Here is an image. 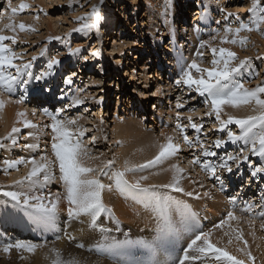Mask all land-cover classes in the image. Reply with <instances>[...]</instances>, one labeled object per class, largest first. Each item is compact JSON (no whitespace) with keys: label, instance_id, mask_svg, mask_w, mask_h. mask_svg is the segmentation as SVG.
Listing matches in <instances>:
<instances>
[{"label":"rangeland","instance_id":"obj_1","mask_svg":"<svg viewBox=\"0 0 264 264\" xmlns=\"http://www.w3.org/2000/svg\"><path fill=\"white\" fill-rule=\"evenodd\" d=\"M151 1L154 2L156 8L158 7L160 8L161 11L163 10L164 18L167 19L168 21L170 20L171 23V29H169L171 31L170 37L167 35V29H165L164 25L162 24L159 18L160 17L159 12L156 11V8L155 11L152 10L151 8H148L151 7V4L144 5L143 4L144 0H104V4L100 6L101 15L103 22L108 24L105 27V24L100 23L99 29L105 28V31L107 30L106 32L108 35H110V38L109 41L107 40V43L104 46H102L101 44L98 46L100 40L99 36H101V33H97V31L94 30V33L89 32V34H87L88 32L80 33L73 31V29L80 26V24L78 23V18L84 17L88 13H90L93 5H99V0H12V5H11L12 8L17 9V14L15 16L11 15V9H9L8 4L6 3L8 2V0H0V29L4 30L0 34L7 36L15 35L17 39L16 44H12L11 41H5V44L8 47L12 48L17 53V55L21 57V59L16 60L15 63L17 65H23V63L24 64L31 63L32 67L30 71L32 72L33 76H36L42 72L47 71V64L52 58H57L61 61L59 65H55L54 68L52 69L54 78L51 75L46 77L45 79L37 81L35 79L29 80L27 76H23L20 79L28 80L27 84L17 83L16 85H14L12 89L11 97H9L8 93L6 92L8 98L9 99L11 98L13 100L18 99L21 96H26L25 103L20 104L19 106H17V104L14 103V105H12L13 107L11 108V112L14 118H18L16 116L17 112H22V111L26 112L28 115L25 118L31 121L33 124H35L36 127L25 128L24 125L22 127L21 126L17 127L20 129V131L17 132L16 134L15 145H13L11 141V139L14 137L12 135V128L9 129L8 133H3L0 135V143L3 141L2 142L3 144L4 143H7V145L11 144L10 146L6 147V149L0 147V198H5L7 200L12 201L10 197L3 195V193L8 192V189L10 188L13 189L23 188L25 190H28L29 192L38 193L40 189L39 187L36 186V183L37 185L40 184L45 188H49V189L51 188L52 192L57 191V193H59L60 195L63 192L62 190L63 181L60 179L58 162H55V160L51 159L53 163L50 164L48 169H46V171L52 170L51 175L53 178H51L52 181L50 182L48 181L45 182V180L42 179L43 178L42 176L39 179H34L33 177L31 181L26 180L25 177L28 176L29 171L23 173L21 171L22 168L21 164L17 166V171L19 172V175L17 177L13 176L15 174L14 169H8L7 173H5L4 171L6 165L3 163V161L8 160V155L9 158L11 159L9 161H15L19 159L31 160L32 158H38L45 154L49 155L50 153L51 154L53 153L52 147L49 148L51 142L53 143V140L51 138L54 135V133L51 130V127L49 126L52 121L50 120L49 117H44L41 119L43 114L40 115V113L44 108H47L50 112L53 113L57 112L60 109H63V111L60 112V115L57 117L58 119L76 120L80 122V124L86 121L87 123H90V125H85L86 127L85 129H87V131H85L84 135L82 137H79V139L82 141L83 144L82 146H84V144H87L86 151L90 149L89 150L90 152L93 151L95 153H93L92 155H87V157L85 156L84 161L88 162L90 160V156L95 159L98 158L100 159V157L105 158L106 160L104 164H101V166L97 165V167L94 168L95 169L94 174L102 184L105 183L104 185L106 186V188L107 186L112 187L113 178L110 176V173L113 171V169H115L118 166L117 162L114 160L117 158L116 150H117L118 140H114L112 138L111 129L114 125L112 124V122L114 119L117 118L118 115L119 118H124V115H126L127 113L131 116L133 115L134 111L129 110L130 105L129 107L127 103H126L127 106L125 105L124 98H127V100L130 97L132 98V100L141 98L142 99L140 102L141 107H145V105L143 104L145 99L148 98V94L146 90L148 87L150 91L149 93L152 94L151 97H153V99L158 98L155 95L157 89V83H158L159 85H163L162 88L163 92L161 91L160 94L161 97H159L160 98L159 106H158L159 109L157 108L158 111H156L153 116L155 119L151 118V114L142 112L141 114H144L143 116L146 117L142 119V122L144 123V120H147L145 122V126L148 127L147 130L152 134L153 140H156L158 141V143L163 144V142L166 143L167 141L166 140L167 135L168 136L171 135V137L174 140L173 143L175 145L178 144V146H180L179 148L180 150L178 151L180 152L183 150V153L177 152L178 154L176 153L173 156V158L169 157L167 159L171 158L172 162L175 165L178 164V166L188 165L187 163H189L192 166L194 165L190 169L191 170L190 174L184 173L185 178H188L190 181L193 180V182L195 183L192 190L194 191V193H192L191 196L188 195L189 196L188 197L185 193L181 192L179 193V196L184 201H186V206L182 207L185 209L184 213L186 212V210L191 211V207L193 206L197 209L193 207V211H191L192 214L191 212L189 214L186 213V215L183 214L182 220L184 221V223L183 221H179L175 219L176 222L175 224L176 225L182 224L184 227L186 223H190V221L192 220V223L197 226V230L194 231L195 234L198 235L201 232L211 233L210 241L213 243L215 247L224 249L228 251L230 255H233L237 259H241V260L244 259L241 258L238 254H235V252H232L233 250L231 245L235 243L238 247L241 246V248H243L245 247L244 242L246 241L247 251L251 252L252 256L254 257V260L253 261L244 260L245 264H264V248L261 249V247L264 246V229H262L261 227L259 228V226H261V223H264V220L260 218L262 215L264 216V180H263L264 172L257 173L255 177L251 175L252 171L256 167H264V157L253 154L251 152V145L250 144L246 145L243 140L237 141V143H232L231 141L228 140V135H227L228 132L231 131L236 135H240V128L238 125L228 124L226 128L221 130V124L218 125L220 122L216 121L215 115L212 116L208 115V113L211 110L209 109L207 110L205 108L206 95L200 96L194 90L195 86H193V88L190 89L186 85H184L183 82H181L179 85L176 84V81L180 78L181 73L188 68V66L192 63L193 60H195L198 63V65L200 64L199 66L201 68L210 69L212 68L211 61L214 58L211 49L216 48L218 52L220 48H225L229 51L234 52L236 56L235 60L230 65V67L237 66L240 61L247 62L245 66L238 73H235L233 75V79L236 80L240 79L241 82H243L244 84L246 83L245 85L251 88L257 85L259 86L260 84L261 87L264 86V22H260L261 18L264 17V0H259V6L255 12L251 11L253 0H151ZM22 3L29 5V7L24 11H20V5ZM210 5L212 6L210 7ZM163 8H168L169 10L166 11ZM221 8H224L226 11L222 12ZM196 12L200 13V16L199 14L196 15V17H199L200 20L198 22L193 23V21H195L193 20L195 18L194 13ZM229 12L232 13L233 15L225 19L227 13ZM44 13H47V15H45ZM256 14H258L257 17ZM37 16H39V19H36ZM235 16H239L240 20L243 21L245 24H248L253 28L258 26L260 29L259 31L241 32L240 35L236 38L247 40V43L243 46H241L239 43L237 44L221 43V38L225 34L224 32L225 27L231 26L235 28L239 26L240 21L235 20ZM149 19H151L150 23H148ZM217 21H219V23H217ZM142 22L144 23L147 22V25L143 26ZM9 23H12L16 26L15 33L7 29L6 26ZM20 24H24L30 28H34L35 31L22 32L19 30L18 27ZM121 30L124 31L125 33L123 32V34L120 36V34L118 33H120ZM49 37H53L51 42H49L48 39ZM55 37H60V39L57 40L55 39ZM229 37L230 39L235 38L232 34H229ZM153 39L156 40L155 43ZM126 40L130 43H140V42L147 43L149 44V47L152 51L155 49L158 56H156L155 53V55L153 54L152 57H147L145 56V54H149L148 52H146V50L148 51L149 48L140 50L135 48L134 46L133 47L131 46L132 48L131 49L129 48L126 51H124V53L120 55V58L118 57V59H115L121 61L120 63L121 66L118 69H116V71L113 72L110 71L111 70L110 68L111 65H110L109 68L107 67V71H105V75H99L95 70L100 65L102 64L105 65V58L107 54H110V52L112 53L113 50H115V48L118 47L117 44H119L120 41H126ZM201 44H204V47H201ZM219 44H221V47ZM77 48L80 49L79 53L75 55L70 54L69 49H77ZM93 51L99 52V56L95 57L98 59H95L92 55H90L91 52ZM178 51H181L180 53L181 57L176 60L174 53ZM198 52L199 53L203 52L202 56H198L197 55ZM172 53L174 54L173 55L174 60H171ZM134 54L141 57L140 62L135 64V67L132 65V63L128 65V61L133 62V60H135V57L131 59V56H133ZM143 54H144V58H143ZM33 56L36 57L34 61L32 60ZM126 56L128 57L125 59ZM84 58L90 59L89 64L84 62L85 61ZM216 58L217 59L219 58L218 55ZM81 62L82 64L84 63L83 66H85V68L87 67V70L84 68L81 69V65H80ZM173 62L176 63L177 68L173 66ZM158 64H160L161 68H163L162 70H159V73H161L160 75L163 76V81L158 79L157 82L155 80L154 83L147 82L148 79H151V76L149 74L150 71L151 70L154 71L155 68L157 69ZM128 67H129V71L132 69L129 73L125 72L126 69H128ZM145 67H146V73L143 72ZM120 70H123L122 72L123 79L125 78L127 80L126 81L127 83L125 82V80H122L121 83L115 82V88H114L113 82L115 81V79L118 78V75L120 74L119 72ZM10 71L13 74H15V69L14 70L11 69ZM192 72L194 78L198 77L199 74L196 73L194 69ZM125 73L126 75H124ZM143 73L145 74L144 79H142L141 76ZM114 74L116 76H114ZM238 74H240V76H238ZM68 76L72 79V84L66 83L65 85L64 82L69 78ZM95 76H97L96 77L97 79L101 80V83L106 84L104 85V87H101V90L105 88L104 89L105 94L107 95V96L105 95V97H107V99L102 100L101 108L99 109H96L97 106L90 107V104L84 106V104L92 101V97L94 98L95 91L99 90L97 89L96 85L94 86L95 83H93V85L89 84L90 80H93V77ZM234 76L236 78H234ZM106 77H108V83L110 82L108 86H107L108 83H106L107 81ZM138 77L139 80H136L138 79ZM133 79H134L133 84L132 83L128 84L130 80ZM118 84L119 87L122 84L124 85L121 88V92H124L123 97H120L121 93L119 94L120 91L118 89L119 88ZM37 92L41 96L36 97V95L38 94L34 96V93ZM48 92H51L52 96H49ZM75 92L77 93V95ZM112 93H114V95H112ZM141 93H144V95L140 96ZM110 94L112 100H109ZM101 97L104 96L101 95ZM114 97L115 99H117L116 101ZM50 98L53 99H51V101H47ZM77 99L80 101L82 100L83 103L75 104L74 101ZM83 99L85 102L83 101ZM120 99H122L121 102L123 105L122 109L119 110V112H117L116 109H114V111L110 112V114L104 115V113L102 112L103 111L102 108L105 107L104 109H106L107 104H104L105 101H107V103L111 105L113 103L116 104V102L119 103L118 100ZM191 99L194 102H192ZM35 101H37V103H35ZM115 104L112 106V109L115 106ZM177 104H182L183 107L178 108ZM75 105L78 107L77 108L73 107ZM31 107L34 108L39 114L33 115V111ZM125 108H126V112H124ZM207 108H210V106L207 105ZM159 112L161 113L160 117L157 115ZM163 112L165 115L163 114ZM158 117L161 118L159 119V121H158ZM199 118H201L202 120H200ZM242 118L243 117H237V119H242ZM227 119L228 116L223 115V113H221V120H227ZM243 119H245V117ZM125 121L126 120L122 119L123 122L122 124H127ZM192 121L193 123L201 126L199 133L196 132L193 128H191L192 127L191 125L193 124ZM176 124H179L181 126L183 132L176 129L177 128ZM132 125L136 126L135 124ZM145 126H143L144 129H146ZM75 128L76 127L73 126L74 132H75ZM79 128L84 129L83 127L80 126ZM164 128H165L164 133L166 137L162 139L160 138L161 137L159 135L160 131L158 133V129L161 130ZM258 128L259 127L254 128L253 131L257 130ZM31 129L34 133H36L35 136L38 135L37 136L38 140L40 139L41 142L45 144L37 143L36 144L37 147L35 148H27L23 146L25 144L26 145L31 144L28 142L29 139L28 131L29 130L31 131ZM172 130L174 134L171 132ZM184 135H187L189 140L192 142L191 147H189V145L184 142L183 139ZM197 139H199V143H197ZM217 139L225 141L224 143L225 146L222 145L224 147V151L221 149L222 146L219 148L215 146V141ZM257 147H259V145H257ZM6 150H9L8 154ZM206 150L215 152L216 155L205 156L203 153ZM201 155H203V157ZM229 155H236L241 157V160L237 161L238 163L231 161L229 162L230 164H232L231 173H228L227 171L224 170H217L215 175H211L210 173L204 171L201 167L202 164H205L207 162L213 165L218 164L221 162V158ZM244 156L248 157L247 161L243 160ZM193 160H199L200 163L193 164L192 163ZM108 161H113L112 163L113 165L111 164L108 167L111 168L112 170L106 172V170L104 171L103 167H105ZM237 164L239 165V167H237ZM105 173H107V175H105ZM107 178L108 180H106ZM17 181H23V183H17ZM34 181L35 182L38 181V182L34 184ZM43 181L45 183H42ZM33 184L34 186L32 187ZM201 186L203 188H201ZM25 187H27L28 189ZM221 187H223V191H221ZM201 189H205V190H201ZM45 190L46 189H41V193L45 192ZM208 190L213 194L210 197L211 199L210 198H208L209 200H207V198H205L204 200L201 199L200 196L206 194L205 192H208ZM259 192H261L262 194L260 195ZM214 194L221 196L222 200L224 201L219 200L222 203L220 202L218 206H216L218 208L219 213L216 216L214 215L209 216L210 214L206 212L207 208L204 206L203 208L201 207L203 204L207 205L211 203L210 201H213ZM231 197H235V203L230 202ZM189 200L191 201L193 206H190L192 204L189 203L190 202ZM13 203L15 204L17 209H19L22 213L30 214L31 218H33L34 216L36 217L38 215L33 213L31 209L24 208L22 205H17L16 202L14 201ZM188 203L190 208L187 207ZM249 205L253 206L251 207V210L253 212H251L250 209L247 211L245 210L248 208ZM230 211L234 212L236 217L239 219L235 221L234 220L229 221V223L223 224L219 228L215 227L217 224H220L222 220L227 218V214ZM211 212H213V210ZM61 217L63 219L72 218L70 216H61ZM169 217L174 222V219H172L173 218L172 215H169ZM20 218H22L21 220L23 221V224L27 228L26 238H21L23 241L25 240L31 241L30 239L27 240V237L30 238L32 237L33 239L34 237L33 235H36L38 236V238L40 236V238L42 239V240L41 239L36 240L37 242L43 241L44 244L48 243L47 246L45 244V246L47 247V248L45 247L46 249L42 248L43 250L49 252L48 254L47 252H45L46 257H49V259L45 257L46 259L44 260L45 264H53V261L56 259V256L54 257L55 254L53 255V253H60V256H62L60 258L61 259L64 258L62 260L63 261L65 260V262L73 260L74 258L71 259L70 255L67 254L69 252V249H71L73 244L77 243L78 241H83L85 238H89V242L91 243L92 246L95 247L94 249L97 251V254H92V253L91 254L94 255V260L95 261L97 260L99 264L101 263L98 260H100L102 263L103 261L105 262L107 261L106 263L103 264H107V263L111 264V262H114V264L117 263L126 264L125 262L127 259H129L130 264H145L147 259L145 258L138 259L141 256L139 254L140 245L143 243H149L153 237L158 238V236L160 237V235H161V240H163V226H161V224H158L159 226H161V233L159 234L155 233L152 235L151 238H148V235L147 237H143V234L145 233L143 232V229H140L141 231L140 230L137 231L133 229L131 226H128L129 224L122 225L121 219L116 220L117 221L116 227L114 225L113 229L109 228V230H111L113 234L111 232L104 234L99 233V227H96V225L93 228H90L88 225H84L81 228H78V226L76 227L71 225L66 226L64 224L61 226V223L58 221L56 222V229L58 233H60L59 236L61 235L60 237H62V235L65 233L66 236L64 234L63 237L65 236L67 239L71 237L72 238L70 240H67L66 238L62 239L60 237L57 238L61 240L60 242L61 246L59 245L60 243H57V247H56L55 246L56 238L51 239L50 236L52 235L50 234H53L54 237L57 236L54 235V232H51L48 229V227H47V233H45L46 229L44 228L45 227L44 223L35 224L34 222H32V220L27 221V218L24 215L20 216ZM253 220L254 223H250ZM67 227L69 228L67 229ZM158 229L160 230V227ZM41 232H43V234ZM177 232H182V231H177ZM238 232L242 234V239H240L239 241L236 238ZM127 233L129 234L132 233V236L128 237ZM225 233H228V235H225ZM219 234L220 236H218ZM217 237L219 239H217ZM75 238H78V240L77 239L73 240ZM81 238L83 240H81ZM147 240L149 241L146 242ZM229 240H231V243H229ZM49 241L51 242V244ZM65 241L67 242V245L66 243L64 244ZM256 241L258 242V244H256ZM202 243H203L202 241L199 242V244ZM62 244L65 245L63 246L66 247L65 248L66 250L64 249V247L62 248ZM50 245L51 246L54 245L55 247L54 246L51 247ZM59 246L61 247L60 250H59L60 248ZM53 248L55 250H53ZM42 249L40 248L39 250ZM101 249L102 252L111 253L114 254L115 256H121V258H117L118 260L114 259L115 261H113V259L105 260L103 256H100L103 254L101 252ZM98 251H100L101 254L100 252L98 254ZM42 253L43 252H39L38 250H35V252L33 253H29L24 250H20V251H17L16 249L11 250L10 253H7L6 256L0 255V264H41ZM65 255L66 257L69 256L68 257L69 259L68 258L66 259ZM97 256L99 258H102V260L99 259ZM209 256H212L211 258L214 260L213 258L214 254L210 253L206 257ZM6 257L8 259H5ZM176 259L177 258H174L176 264H180L181 261L184 262V260L179 259V261H176ZM174 261L172 260L171 263L174 264ZM77 262L80 264L82 261H77ZM161 264H163V262ZM187 264H194V263L190 262Z\"/></svg>","mask_w":264,"mask_h":264},{"label":"bare ground","instance_id":"obj_2","mask_svg":"<svg viewBox=\"0 0 264 264\" xmlns=\"http://www.w3.org/2000/svg\"><path fill=\"white\" fill-rule=\"evenodd\" d=\"M8 4V2H6ZM143 4H151V7H148V8H151L152 10L155 11V8L156 6L154 5V2L151 1V0H144ZM212 5H210L211 7ZM216 8V6H215ZM165 9L166 11H168L169 9L168 8H163ZM156 11L159 12L160 14V20L162 22V24L164 25L165 29H167V35L170 37L171 35V31L169 29H171V23H170V20L168 21L167 19L164 18V15H163V10L161 11L160 8H156ZM187 11V10H186ZM199 14L200 16V13L199 12H196L194 13V19L195 21H193V23L195 22H198L200 20L199 17H196V15ZM258 14H256V17H257ZM154 16V15H153ZM150 18V17H149ZM104 19V18H103ZM176 20V19H175ZM109 21V20H108ZM151 19L148 20V23H150ZM102 24H105V27L107 26L106 23L103 22V20L100 22ZM142 25L143 26H146L147 25V22L144 23L142 22ZM94 30L95 29H92L91 31L89 32H93L94 33ZM100 32L98 33H101V36H99L100 40H99V44L98 46L101 44L102 46H104L106 43H107V40L109 41V38H110V35L107 34V30L105 31V28H101L99 29ZM89 32L87 34H89ZM124 31H120V36L123 34ZM125 33V32H124ZM158 34V33H157ZM117 35V34H116ZM87 36V35H86ZM85 36V37H86ZM159 36V35H158ZM84 37V38H85ZM172 37V36H171ZM229 37V36H228ZM87 38V37H86ZM122 38V37H121ZM152 38V37H150ZM173 38V37H172ZM222 38H224V35L222 36ZM221 38V39H222ZM236 38V37H235ZM230 39V37H229ZM237 40H240L238 38H236ZM143 40V39H142ZM111 41V40H110ZM144 41V40H143ZM154 43L156 42V40H154ZM153 43V44H154ZM206 43V42H204ZM118 47L115 48V50H113V52L110 54H107L106 58H105V65H100L95 71L99 74V75H105V71H107V67L111 68L110 71H116V69H118L121 65V61L120 60H115V59H118V57L120 58V55H122L124 53V51H126L127 49H131L133 46L137 49H140V50H143V49H148V51L146 50V52H148L149 54H145V56L147 57H152V55L156 53L155 49L152 51L149 47V44L147 43H130L128 42L127 40L126 41H120L119 44H117ZM148 45V46H147ZM220 47H221V44H219ZM109 46V44H108ZM132 46V47H131ZM146 46V47H145ZM154 46V45H153ZM94 52V51H93ZM204 52V51H203ZM202 52V53H203ZM92 53V52H91ZM144 53V51H143ZM180 53L181 51H178V52H175V59L177 60L178 58H180ZM90 54V52H89ZM172 53L171 55V60H174V55ZM91 55V54H90ZM89 55V56H90ZM139 55V53H138ZM151 55V56H150ZM77 56V55H76ZM156 56H158V54L156 53ZM80 57V56H79ZM135 57V60L132 61H128V65H130L132 63V65L135 67V64L139 63L140 60H141V57L137 56L136 54H134L133 56H131V59ZM75 58V57H73ZM91 58V57H90ZM95 58V57H94ZM143 58H144V54H143ZM57 59V58H56ZM95 59H98V58H95ZM50 60V59H49ZM74 60V59H73ZM84 62L88 63L89 64V58H84ZM46 62V61H44ZM160 62V61H159ZM24 64V63H23ZM84 64V63H83ZM82 62L80 63L81 65V69H86L87 70V67L85 68V66H83ZM108 64V65H107ZM198 64V63H197ZM46 65V64H45ZM163 65V64H162ZM200 65V64H199ZM173 66L175 68H177V65L176 63L173 62ZM163 68H161V65L158 64V68L157 70H162ZM14 70V69H13ZM132 70V69H131ZM130 70V71H131ZM143 70V69H142ZM129 71V67L128 69H126L125 72H130ZM193 71V70H192ZM120 74L118 75V78L115 79V81L113 82L114 83V88H115V82H119L121 83L122 80H125V82L127 81L125 78L123 79V70H120L119 71ZM133 72V71H132ZM143 72L146 73V67L144 68ZM83 73V72H81ZM109 73V71H108ZM137 74V73H136ZM161 74V73H160ZM126 75V73L124 74ZM129 75V74H128ZM54 76V74H52V77ZM114 76H116L114 74ZM142 79H144L145 77V74L143 73L142 75ZM238 76H240V74H238ZM69 77V76H68ZM97 76L93 77V80H90V83L91 85L94 84V86L96 85L97 86V91H95V95H94V98L92 97V101L91 102H88L85 105H89L90 104V107H94V106H97L96 109H99L101 108V102L102 100H105L107 99V97H105V88L103 90H101V87H104V85H106L105 83H101V80L97 79L96 78ZM54 78V77H53ZM158 79H160L161 81H163V76L161 77H157ZM234 78H236L234 76ZM141 79V77H140ZM156 79V82L157 80ZM136 80H139V77L138 79ZM236 80V79H234ZM112 81V80H111ZM236 81H240V79H237ZM35 82V81H34ZM134 82V79L133 80H130V83L133 84ZM65 83V82H64ZM127 83V82H126ZM110 84V82L107 84V86ZM246 84V83H245ZM244 84V87L246 89H256L257 87H261L260 85L258 86H255L253 88L247 86ZM66 85V83H65ZM25 86V85H24ZM28 86V85H27ZM122 86H124L123 84L120 85L119 87V84H118V89H119V94L121 93V96L120 97H123V93L124 92H121V88ZM128 86V85H127ZM26 87V86H25ZM89 87V86H88ZM264 87V86H262ZM131 88V87H130ZM162 88H163V85H159L157 83V89H156V97H161V91H162ZM35 89V88H34ZM81 89V88H80ZM79 89V90H80ZM143 89V88H142ZM96 90V89H95ZM83 91V90H82ZM81 91V92H82ZM85 91V90H84ZM115 91V90H114ZM113 91V92H114ZM194 91V90H193ZM35 92V91H34ZM90 92V91H89ZM145 92V91H143ZM163 92V91H162ZM76 93V92H75ZM91 93V92H90ZM31 94V93H30ZM38 94L37 93H34V96ZM79 94V93H78ZM118 94V95H119ZM48 95L49 96H52V93L51 92H48ZM77 95V93H76ZM75 95V96H76ZM101 95H103L104 97H101ZM112 95H114V93H112ZM144 93H141L140 96H143ZM41 95H36V97H39ZM92 96V95H91ZM107 96V95H106ZM179 96V94H178ZM79 97V96H78ZM100 97V99H99ZM4 100H8V96L6 95V92L4 93V95L2 97H0ZM83 98V97H82ZM261 98L264 99V94H261ZM51 99L53 98H50L49 100L47 101H51ZM91 99V98H90ZM115 99V97H114ZM123 99V98H122ZM122 99L118 100L119 103L116 102L111 104L112 106L115 104L116 107L114 106L113 109H116L117 112H119V110L122 109L123 105H122ZM192 99H195V98H192ZM191 99V101H192ZM201 99V98H200ZM125 100V105L127 103L128 107L130 105V109L129 110H133L134 113L133 115H129L128 113L126 115H124V118H119V115L117 116V120L114 119L112 124L113 127L111 129V135H112V138L114 140H118V144H117V150H116V154H117V158L114 159L118 166L113 169V171L110 173V176L113 178L112 179V187H111V191L108 190V188H106L105 190L102 191V201H103V204L105 205V207L107 209H111V212H103L99 215V217L97 218L96 220V227H99V233H108V232H111V230H109V228L113 229L114 228V225L116 227L117 225V221L116 220H119L121 219L122 220V225H125V224H129L128 226H131L133 229L135 230H140V229H143V232H145L143 234V237H147L148 235V238H151L153 234L155 233H161V226H163V240H161V235L160 237L158 236V238H155L153 237L151 239V241L149 243H143L140 245V251H139V254L141 255L138 259H147L146 260V263L145 264H161L163 262V264H172L171 261L173 260L174 261V258H177L176 261H179L180 260H184V256L185 254L187 253V255L189 256V259L188 260H184V264H187V263H194V264H221V262H216L215 260H213L211 257L212 256H209V257H206V256H199V254L197 252H195L194 250L193 251H189L188 249V245L191 243V241L195 238V236L197 234H195L194 231L197 230V226L195 224L192 223V220L190 221V223H186V225L183 227V225L181 224H178L176 225L175 223V219L179 220V221H183V214L186 215V213H190L191 211H193V204L191 203V201L189 203H191L192 205L190 206H193L191 207V211H187L184 213L185 209L182 208V207H185L186 206V201H184L182 198H180L179 196V193L181 192H175L173 191L171 188H167V187H164V185H167V184H171L174 182V177L176 179L179 180V184L178 186L181 187L183 189L184 192L182 193H185L187 195V193H194L193 190V187L195 185V183L193 182V180H189L188 178H185L184 177V173H189L190 174V169L191 167H193L192 165H190L189 163H187L188 165H183V166H179L180 169H182V172L180 173H177L174 169H173V165H175L171 158H173V156L170 158V159H162L158 164H155V165H149L148 167H145V168H141L140 166L141 165H148V162L149 161H152L155 159V157L158 155L159 153V145L160 143H158V141L156 140H153L152 139V134L147 130V126H145V122L147 120H144V123L142 122V119L145 117L143 116L144 114H141L143 112V110L141 109V98H138L136 100H132V98L130 97L128 100L127 98H124ZM82 101V100H81ZM84 101V99H83ZM161 101V100H160ZM187 101V100H186ZM39 102V100H38ZM85 102V101H84ZM194 102V101H192ZM204 102V101H203ZM35 103H37V101H35ZM83 103V102H82ZM188 103V102H187ZM189 103H190V100H189ZM186 104V103H185ZM12 105H14V103H8L6 104L4 110L2 113H0V135L3 134V133H8L9 129L13 128V127H19V126H23V123H17L16 121L18 120V118H14L13 115H12V112H11V108L13 107ZM126 105V106H127ZM19 106V105H17ZM82 106V105H81ZM22 107V106H20ZM19 107V108H20ZM73 107H78V106H73ZM255 104L254 102L248 106H244V107H240V108H231V107H228V106H223L222 107V110H221V113H223V115H226L228 116V118L231 116L233 117H245L247 118L248 116H252V115H258L259 112L258 110L257 111H254L253 109L255 108ZM26 108V107H25ZM32 108V107H31ZM105 108V107H104ZM112 109V107H110ZM127 108V107H126ZM126 108L124 109L126 112ZM207 110H211L210 108H207V104H206V107H205ZM17 109V108H16ZM30 109V108H29ZM34 108H32V111H33ZM87 109V108H86ZM24 110V109H23ZM105 110V109H104ZM155 110H157V107L155 108ZM179 110V109H178ZM28 111V110H27ZM87 111V110H85ZM84 111V112H85ZM101 111V110H100ZM168 111V110H167ZM177 111V109H176ZM191 111V110H190ZM14 112V111H13ZM24 112V111H22ZM104 113V111H102ZM111 112V110H110ZM109 112V114H110ZM156 112V111H155ZM15 113V112H14ZM31 113V112H30ZM100 113V112H99ZM98 113V115H99ZM173 113V112H172ZM171 113V114H172ZM176 113V112H175ZM174 113V114H175ZM36 114L38 115L39 113L36 111ZM35 114V115H36ZM42 114V112L40 113V115ZM83 114V113H82ZM101 114V113H100ZM164 114V112H163ZM178 114V113H177ZM28 115V114H27ZM69 115V114H68ZM159 117L161 116V113L159 112L157 114ZM165 115V114H164ZM215 115V114H213ZM80 116V115H79ZM82 116V115H81ZM205 116V115H204ZM212 116V115H211ZM44 117H47L45 115H43L41 117L44 118ZM102 117H103V114H102ZM122 117V116H121ZM158 117V121L159 118ZM188 117V116H186ZM194 117V116H193ZM225 117V116H224ZM146 118V117H145ZM154 118V117H153ZM204 118V117H203ZM206 118V117H205ZM215 118V117H214ZM223 118V117H222ZM242 118V119H243ZM86 119V118H85ZM84 119V120H85ZM122 119L126 120L125 122L127 124H122ZM155 119V118H154ZM184 119V117H183ZM200 120H202L201 118H199ZM208 119V118H207ZM34 120V119H33ZM40 120V119H39ZM87 120V119H86ZM85 120V121H86ZM150 120V119H149ZM186 120V119H185ZM206 120V119H205ZM210 120V119H209ZM89 121V120H88ZM137 121V122H135ZM153 121V119H152ZM161 121V120H160ZM175 121V120H174ZM217 121V120H216ZM215 121V122H216ZM214 122V124H215ZM218 122V121H217ZM138 123V124H137ZM191 123V122H190ZM193 123V121H192ZM132 124H135L136 126L132 125ZM157 124V123H156ZM203 124V123H202ZM85 125H90V123H87L86 122H83L80 124V122L77 121L75 127L79 128L80 127H83L84 129L86 128ZM92 125V124H91ZM177 125V124H176ZM207 125V124H205ZM220 125V123L218 124ZM217 125V126H218ZM146 127V129H144V127ZM175 127V126H174ZM191 127V126H190ZM160 128V127H159ZM171 128V127H170ZM192 128V127H191ZM226 128V127H225ZM177 129V128H176ZM163 130V131H162ZM217 130V128H216ZM239 130V128H238ZM160 131V138H165V128L164 129H158V133ZM177 131V130H176ZM209 131V130H208ZM215 131V130H214ZM221 131V130H220ZM219 131V132H220ZM260 131V128H258L257 130H255L254 132H259ZM173 133V130L171 131ZM185 132V131H184ZM29 133V139H28V142L31 143L32 145H36L37 143H42V144H45L43 142H41V140L37 138V136H35L36 133H34L31 129V131L29 130L28 131ZM87 133V132H86ZM167 133V132H166ZM178 133V132H177ZM176 133V134H177ZM190 133V132H189ZM199 133V132H198ZM205 133V132H204ZM16 133H12V135L14 136V138L16 137ZM163 134V135H162ZM174 134V133H173ZM187 134V133H186ZM213 134V133H212ZM110 135V136H111ZM170 135V134H169ZM210 135V134H209ZM171 136V135H170ZM175 136V135H174ZM168 137V135H167ZM166 137V138H167ZM52 139V138H51ZM110 139V138H109ZM112 139V140H113ZM12 141V139H11ZM164 141V140H163ZM174 141V140H173ZM178 141V139H177ZM3 142V141H2ZM0 143V147L2 148H5L10 146L11 144H8L7 143ZM115 142V141H114ZM167 142V141H166ZM164 143V142H163ZM177 143V142H176ZM214 143V141H213ZM237 143V142H236ZM24 144V143H23ZM227 144V143H226ZM26 145V144H25ZM83 145V144H82ZM178 145V144H177ZM224 145V144H223ZM24 146V145H23ZM43 146V145H42ZM225 146V145H224ZM52 147V142L50 144V147ZM86 147H87V144H84V146H82L83 150L85 151L86 153V157L87 155H92L93 153L95 152H90L88 149L86 151ZM209 147V146H208ZM35 148V147H34ZM178 148H180V146H178ZM47 149V148H46ZM185 149V147H184ZM223 151H224V147L222 146L221 148ZM220 149V150H221ZM48 150V149H47ZM180 150V149H179ZM191 150V149H190ZM44 151V150H43ZM49 151V150H48ZM188 151V150H187ZM7 154L9 153V150H6ZM53 152V151H52ZM179 152V151H178ZM183 153V150L180 151L179 153ZM48 153V152H47ZM51 154V153H50ZM48 155V154H45L43 156H47L48 160L51 161L52 160H55V157H54V154L52 153V157L51 155ZM178 154V153H177ZM200 154V153H199ZM204 154V153H203ZM105 155V154H104ZM203 157V155H201ZM200 156V157H201ZM109 157V156H108ZM107 157V158H108ZM89 158V157H88ZM32 159H35L38 163H40V157L38 158H32ZM99 159V158H98ZM95 159L93 157L90 156V160H86L88 162H85V165L88 166V167H91V168H95L97 167V165H100L101 164H104L105 163V158L103 157H100V159ZM103 159V160H101ZM8 160H11L9 158V155H8ZM29 159L25 160V161H28ZM125 161H128V165L129 167H131L133 170L132 171H127L125 169ZM109 162V161H108ZM184 162V161H183ZM208 163V162H207ZM238 163V162H237ZM202 164V163H201ZM22 165V168H21V171L23 173H26V172H30V170L32 169V165L31 164H28L27 166H25L24 164H21ZM113 165V164H112ZM178 165V164H177ZM103 167V166H102ZM109 166H105L103 167L104 168V171L106 170L107 171H110L112 170L111 168H108ZM53 169V168H52ZM15 170V174L13 176L17 177L19 175V172L17 171V168L14 169ZM98 170V169H97ZM123 171L125 173L123 179L127 182V185L129 186V188L131 189L130 191H125L124 193L120 192L119 190H117L116 186H115V177H114V173L116 172H121ZM47 172H49L51 174L52 170L49 171L47 170ZM59 173V172H57ZM44 172L40 173L39 176H36L34 177V179H39L41 176L43 177L42 179L44 180ZM12 176V178H13ZM57 176V175H56ZM61 176V174H60ZM141 176H146L148 177L147 180H141L140 181V188H135L133 187L136 183L137 180H140V177ZM195 177V176H194ZM197 177V176H196ZM88 179H97L96 178V175L94 173L92 174H89L88 177H86ZM200 178V177H199ZM261 178V177H260ZM33 179V178H32ZM108 180V178L106 179ZM252 180V178H251ZM264 180V178H263ZM40 181V180H39ZM52 181V179H50L48 182ZM38 182V181H36ZM34 181V184L36 183ZM196 182V181H195ZM28 183V182H27ZM42 183H45L44 181ZM107 183V182H106ZM193 183V184H192ZM32 184V182H31ZM34 184L32 185V187L34 186ZM105 184V183H104ZM49 185V184H48ZM216 185V184H215ZM26 186V185H25ZM31 186V185H30ZM36 186L39 187V192L38 193H34V192H29L28 190H25L23 188H20V189H13V188H10L8 189V192H19V193H22L24 195H27L29 197H33V196H39V197H42L43 198V203L48 205L49 207H51V203L50 201H55L57 199V197H59V200H60V203L58 205V209L57 211L55 212L54 214V218L51 219V220H45V219H38L37 216L31 218L30 217V214H26V213H22L19 209H17V207L15 206V204L13 203V200H7L5 198H0V249H2V247L6 244V243H14L15 241L17 240H22L21 238H26L27 236V228L25 227V225L23 224V221L21 220L22 218H20V216L24 215L26 218H27V221L28 220H32V222H34L35 224H41V223H44L45 224V233H47V227L48 229L51 231V232H54V235H56L57 237H54L53 234H50L52 236H50L51 239L53 238H56L55 242V246L57 247V243H60L61 240L60 239H57L59 238V234L57 229H56V222H60L61 223V226L64 224L66 226L68 225H71V226H78V228H81L82 226L84 225H88L90 228H93L94 226L92 225V219L90 216L88 215H82V216H79V217H72L70 219H63L61 216H69L68 215V204L66 202V200L64 199L65 195H66V192H65V186H64V183H63V194L61 193V196L59 193H57V191H53L52 192V189L50 188H45L43 187L42 185H37L36 183ZM27 188V187H25ZM36 188V187H35ZM201 188H203L201 186ZM28 189V188H27ZM34 189V188H33ZM32 189V190H33ZM41 189H46L45 192H42L41 193ZM137 189V190H136ZM141 189H147L148 190V193L147 194H144V193H141ZM209 189V188H208ZM38 190V189H37ZM201 190H205V189H201ZM209 192V190H208ZM205 192L206 194H203V196H200L201 199H205L207 198V200H209L208 198L211 197L212 192ZM135 194V195H134ZM259 194L261 195L262 193L259 192ZM185 195V196H186ZM205 195V196H204ZM217 194H214V198H213V201H210L211 203L209 204H203L201 208L206 207L207 210L206 212L209 213L208 215L209 216H216L219 212H218V208L216 206H218V204L221 202L219 200H222V197L217 195ZM156 196H159L161 197V200H162V203L160 205H157L156 202H155V199L154 197ZM188 196V195H187ZM112 197V198H111ZM168 198V202H167V205H165L163 203V198ZM184 197V196H183ZM189 197V196H188ZM221 197V199H220ZM225 198V197H224ZM187 199V198H186ZM211 199V198H210ZM188 200V199H187ZM113 201V202H112ZM224 201V200H222ZM15 202V201H14ZM32 203H35V201H32ZM189 203L187 204L189 207ZM216 203V204H215ZM222 203V202H221ZM223 205V204H222ZM254 205V204H253ZM256 205V204H255ZM190 208V207H189ZM195 208V207H194ZM197 209V208H195ZM189 210V209H188ZM213 210V212H211ZM250 211L253 212L250 208ZM255 212V210H254ZM62 213V214H61ZM260 213V212H259ZM192 214V212H191ZM194 214V213H193ZM169 215H172V219H174V222L170 219ZM254 215V214H253ZM256 216V215H255ZM254 216V217H255ZM263 216V215H262ZM253 217V218H254ZM220 219V218H219ZM239 219V218H238ZM51 221V222H49ZM235 221V220H234ZM240 221V220H238ZM126 222V223H125ZM66 223V224H65ZM184 223V221H183ZM158 224H161V226H159ZM237 224V223H236ZM33 225V224H31ZM43 226V225H42ZM127 226V225H126ZM237 226V225H236ZM65 227V226H64ZM160 227V230L158 229ZM261 226H259L260 228ZM69 227H67L68 229ZM71 228V227H70ZM122 228V227H121ZM66 229V228H65ZM72 229V228H71ZM117 229V228H116ZM76 230V229H75ZM83 230V229H82ZM61 231V230H60ZM63 231V230H62ZM66 231V230H65ZM68 231V230H67ZM70 231V230H69ZM88 231V230H86ZM114 231V230H113ZM118 231V230H117ZM141 231V230H140ZM177 231H182V232H177ZM72 232V231H71ZM70 232V233H71ZM74 232V230H73ZM77 232V231H76ZM120 232V231H119ZM43 234V232H41ZM79 233V231H78ZM84 233V231H83ZM65 234V233H64ZM63 234V235H64ZM73 234V233H72ZM113 234V233H112ZM60 237L62 239L66 238V234L65 236L63 237ZM69 235V234H68ZM79 235V234H78ZM90 235V234H89ZM97 235V234H96ZM99 235V234H98ZM128 237L132 236V233H127ZM224 235V234H222ZM33 239L32 237H27V240L30 239L32 243L34 244H38V245H43V247H40L41 249L42 248H45L47 246H45V244L42 242H37L36 240H39L41 239L40 236L38 238V236L36 235H33ZM75 236V235H74ZM122 236V235H121ZM220 236V234L218 235ZM78 237V236H76ZM88 237V236H87ZM91 237V236H90ZM72 238V237H71ZM71 238H66L67 240H70ZM122 238V237H121ZM49 239V237H48ZM78 240V238H75L73 240ZM217 239H219L217 237ZM42 240V239H41ZM66 240V241H67ZM81 240H83L81 238ZM26 241V240H25ZM64 242V244L66 243L67 245V242ZM149 240H147L146 242H148ZM239 241V240H238ZM50 242V241H49ZM69 242V241H68ZM72 242V241H71ZM75 242V241H74ZM94 242V241H93ZM214 242V241H213ZM242 242V241H241ZM51 244V242H50ZM64 244H62V248L65 246ZM199 244V242H198ZM256 244H258V242L256 241ZM61 246V243L59 244ZM64 245V246H63ZM69 245V243H68ZM72 245V244H71ZM51 246V245H50ZM49 246V247H50ZM54 246V245H52ZM51 246V247H52ZM54 246V247H55ZM59 246V247H60ZM232 246V252H235V254H238L241 258H243L244 260L248 261L247 259V256L244 255L243 252L241 251H238V249H244L245 247L241 248L238 247L235 243L231 245ZM48 247V248H49ZM50 247V248H51ZM71 247V246H69ZM260 247V246H259ZM40 248H37L36 250H38L39 252H43L42 255H41V264H45L44 263V260L45 257H46V254L45 252H47L46 250H39ZM47 248V247H46ZM45 248V249H46ZM66 247H64L65 249ZM95 247L91 245V243L89 242V238H85L83 241H78L77 243L73 244L71 249H69V252L67 254L70 255L71 259L75 260L76 261H82L80 264H99L97 262V260L95 261L94 260V255L92 254H97V251L94 249ZM264 246L261 247V249H263ZM61 249V247L59 248V250ZM12 250H15V249H12ZM53 250H55L53 248ZM63 250V249H62ZM66 250V249H65ZM98 250V249H97ZM49 251V250H48ZM51 251V250H50ZM57 252V251H56ZM100 251H98V254H99ZM101 252H102V249H101ZM100 252V254H101ZM0 254L1 256H6L7 254H4V252L2 250H0ZM17 253V252H16ZM49 252H47L48 254ZM92 253V254H91ZM103 254L100 255V256H103V258L106 260V259H113V261H115L114 259L118 260L117 258H121V256H115L114 254H111V253H107V252H102ZM45 254V255H44ZM55 254V255H54ZM60 254V253H59ZM135 254V253H134ZM54 257L56 256V253H53ZM49 256V255H47ZM193 256H196L198 257L197 259H192L191 257ZM52 257V256H50ZM62 257V256H60ZM64 257V256H63ZM69 257V256H68ZM68 257H66L65 255V258L67 259ZM98 257V256H97ZM123 257V256H122ZM49 259V257H46ZM96 258V256H95ZM99 258V257H98ZM126 258V257H125ZM5 259H8L7 257ZM47 259V260H48ZM64 259V258H62ZM69 259V258H68ZM102 260V258H99ZM65 261V260H64ZM101 264L103 263H106L105 261H103V263L98 260ZM112 261V260H111ZM145 261V260H144ZM109 262V260H108ZM118 262V261H117ZM52 263V261H51ZM126 264H130V261L129 259L126 260L125 262ZM79 264V263H78ZM109 264V263H107ZM111 264H114V262H111ZM119 264V263H117ZM174 264L175 261H174Z\"/></svg>","mask_w":264,"mask_h":264},{"label":"snow or ice","instance_id":"obj_3","mask_svg":"<svg viewBox=\"0 0 264 264\" xmlns=\"http://www.w3.org/2000/svg\"><path fill=\"white\" fill-rule=\"evenodd\" d=\"M104 4V0H99V5H93L91 8V12L88 13L84 17L78 18L79 27L73 29L75 32L87 33L92 29H95L97 33L99 32L100 22L102 20L101 8L100 6ZM12 0H8V7L11 9V15L15 16L17 14V9L12 8ZM71 6V5H69ZM259 6V0H253L252 12H255ZM29 7L28 4L22 3L20 5V11H24ZM221 11H226L224 8H221ZM47 15V13H44ZM232 13H227V17L232 16ZM11 19V17H10ZM39 19V16L36 17ZM235 20L240 21L238 27H225L224 38L221 39L222 44H237L239 43L241 46L247 43L246 39L237 40L236 38L228 39L229 34H232L234 37H238L241 32H252L259 31V27L253 28L252 26L245 24L240 20L239 16H235ZM260 22H264V17L261 18ZM219 23V21H217ZM7 29L15 33L16 26L12 23H9ZM20 31H35L34 28H30L24 24H20ZM4 30L0 29V33ZM49 42L53 39V37H49ZM55 39L59 40L60 37H55ZM5 41H11L12 44L17 43V39L15 35L7 36L0 34V97L4 95L5 92L8 93L9 97L12 96L13 86L17 83L27 84L28 80H21L20 78L23 76H27L29 80L35 79L37 81L45 79L48 76H51L52 69L55 65H59L61 61L56 58H52L47 64V71L40 73L39 75L33 76L30 71L32 65L31 63L17 65L15 63L16 60L21 59L17 55V53L10 47L5 44ZM201 47H204V44H201ZM213 53V59L211 61L212 68H201L195 60L188 66L186 70L181 73L180 78L176 81V84L179 85L183 82L188 88H193L200 95L205 96V104L209 105L211 111L208 113L209 116L215 114L216 120L221 124V130L227 127L228 124L238 125L240 128V135H236L235 133L229 131L228 132V140L232 143H236L237 141L243 140L246 145H251V152L255 155H259L264 157V99L261 98V94H264V87H257L256 89H246L244 87L243 82H239L233 79V75L238 73L247 63L246 61H240L239 64L235 67H230V65L235 60V53L229 51L225 48H220L217 52L216 48L211 49ZM70 54H77L80 52V49H69ZM43 54V53H42ZM93 57L99 56L98 51H94L91 53ZM198 56H202V53H197ZM218 55V59L216 58ZM36 59L35 56L32 57L34 61ZM15 69V74H13L10 70ZM195 70L198 73V77L194 78L192 70ZM65 83L72 84V79L69 77ZM26 100V96H21L18 99H8L4 100L0 98V113L3 112L6 104L15 103L17 105L24 104ZM254 102L255 108L254 111L259 112L258 115L248 116L245 119H237L235 117H229L227 120H221V110L223 106H228L231 108H240L244 106H248ZM75 104H80L82 101L75 100ZM177 107H183L182 104H177ZM63 109L58 110L53 113L50 112L47 108L42 109V114L49 117L52 121L49 125L51 127L52 132L54 133L52 140V151L55 157V162H58V167L60 171V179L63 181L65 186L66 195L64 199L68 204V215L70 217H79L82 215H88L92 219L93 226H95L96 220L99 215L105 211L111 212V209H107L102 201V191L106 188L104 184L100 182L99 179H88L86 177L89 174L95 172V169L88 167L84 163V159L86 156L85 151L82 148V141L79 137L84 135V132L87 129L75 128V132L73 131V126L76 125V120H63L58 119L57 117L60 115ZM36 114V110L33 109V115ZM16 116L18 117L17 123H23L25 128H35L36 125L31 121L27 120L25 117L27 116L26 112H17ZM192 128L199 132L201 126L193 123ZM177 129L183 132V129L179 124L176 125ZM260 128L259 132H254V128ZM20 129L13 127L12 133L19 132ZM78 134V135H76ZM163 135V134H162ZM184 142L192 146V142L189 140L187 135L183 136ZM167 142L159 145V153L155 157L154 160L149 161L148 165H141V168L148 167L149 165L158 164L162 159H166L174 156L179 148L178 145L173 143V138L168 136L166 138ZM197 143H199V139H197ZM225 141L217 139L215 141V146L217 148L221 147ZM12 144H16V139L12 138ZM259 145V147H257ZM2 146V145H0ZM27 148H34L37 145L27 144L24 145ZM205 156H215V152L205 151ZM248 157L244 156L243 160L247 161ZM241 160L240 156L229 155L221 158V162L218 164L205 163L202 164L201 167L204 171L210 173L211 175H215L217 170H224L228 173L232 172V164L229 162H237ZM40 163H38L35 159H31L25 161L23 159L9 161L4 160L3 163L6 165L5 173H7L8 169H15L18 165L24 164L27 166L28 164L32 165V169L29 172L28 176L25 177L26 180L31 181L33 177L38 176L41 172H44V180L45 182L49 181L52 175L46 171L49 168L50 164L53 161H49L47 156L40 157ZM113 161L107 162L105 166H110ZM193 164L200 163L199 160H193ZM237 167L239 165L237 164ZM125 169L127 171H132L133 169L129 167L128 161H125ZM173 169L180 173L182 169L179 168L178 165H173ZM264 172V167H256L251 175L256 176L257 173ZM107 175V173H105ZM125 173L123 171L114 173L115 177V186L117 190L124 193L125 191H130L131 189L127 185V182L123 179ZM148 177L141 176L140 180H137L133 187L140 188V181L147 180ZM219 179V178H217ZM17 183H23V181H17ZM222 183V182H221ZM179 180L174 177V182L171 184L164 185V187L171 188L175 192H183V189L178 186ZM108 190L111 191V186H107ZM221 191H223V187H221ZM141 193L147 194V189H141ZM3 195L10 197L13 201L16 202L17 205H22L24 208L31 209L33 213L38 214V219L50 220L54 218V214L58 209V205L60 203L59 197L55 201H50L51 207L43 203V198L39 196L29 197L19 192H4ZM135 195V194H134ZM187 195L191 196L192 193H187ZM157 205L162 203L161 197H154ZM35 201V203H32ZM168 198H163V203L167 205ZM231 203H235V197L230 198ZM252 205H249L246 211L249 210ZM264 220V216L260 217ZM238 218L234 214V212H229L227 214V218L222 220L220 224H217L215 227L219 228L223 224L229 223V221L237 220ZM250 223H254V220ZM261 228L264 229V223H261ZM209 232H201L195 236V238L188 245L189 251H195L199 254V256H208L210 253L214 254V260L221 262V264H245L244 260L237 259L235 256L230 255L228 251L215 247L213 243L210 241ZM228 235V233H225ZM237 240L242 239V234L237 233ZM202 241V244H198V242ZM231 243V240H229ZM245 248L238 249V251H242L244 255L247 256L248 261H253L254 257L251 252L247 251V242L245 241ZM43 247V245L34 244L31 241H23L17 240L14 243H6L2 249L4 253H10L12 249H16L17 251L24 250L29 253L35 252L37 248ZM192 259H197L198 257L193 256ZM189 256L187 253L184 256V260H188ZM53 264H78L77 261H63L60 258V254L56 253V259L53 261ZM180 264H184L183 261Z\"/></svg>","mask_w":264,"mask_h":264},{"label":"built area","instance_id":"obj_4","mask_svg":"<svg viewBox=\"0 0 264 264\" xmlns=\"http://www.w3.org/2000/svg\"><path fill=\"white\" fill-rule=\"evenodd\" d=\"M128 56H126L125 57V59L127 58ZM126 63V62H125ZM125 66H127V65H125ZM163 72V71H162ZM150 76H151V79H148L147 80V82H152V83H154V81L156 80V79H158L157 77L159 76V77H161V75H160V73H159V71L155 68V70L153 71V70H151L150 71ZM149 74H148V77H149ZM147 76V75H146ZM107 78V81H106V83H108V77H106ZM149 84H151V83H149ZM156 84V83H155ZM147 86H149V85H147ZM147 90V94H148V98H146L145 99V101H144V104L143 105H145V107H142L141 109L143 110V113L145 112V113H147V114H151V118H153V116H154V114H155V111H158V109H159V99L160 98H156V99H153V97H151L152 96V94L151 93H149L150 91H149V87L146 89ZM112 92V91H111ZM152 93H154V92H152ZM109 97H110V99L109 100H112L111 99V94L109 95ZM117 99H115V101H116ZM104 104H107L106 105V109L104 110V107L102 108V110L104 111V115H108L109 114V112H110V110H111V108L110 107H112V105H109L108 103H107V101H105V103ZM115 107H116V105H115ZM158 108L157 110H155V108ZM146 110V111H145ZM114 111V109H112V111L111 112H113Z\"/></svg>","mask_w":264,"mask_h":264}]
</instances>
